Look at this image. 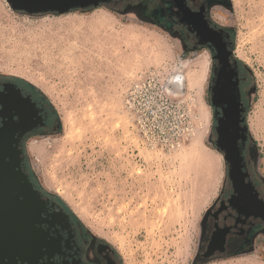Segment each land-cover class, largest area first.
Here are the masks:
<instances>
[{
  "label": "rangeland",
  "instance_id": "1",
  "mask_svg": "<svg viewBox=\"0 0 264 264\" xmlns=\"http://www.w3.org/2000/svg\"><path fill=\"white\" fill-rule=\"evenodd\" d=\"M228 1L220 15L256 89L249 118L264 178V0ZM141 18L104 6L29 15L0 0V72L37 86L58 115L54 132L26 143L44 190L124 264H195L201 221L227 180L212 58ZM262 245L206 264H264Z\"/></svg>",
  "mask_w": 264,
  "mask_h": 264
},
{
  "label": "flooded vegetation",
  "instance_id": "2",
  "mask_svg": "<svg viewBox=\"0 0 264 264\" xmlns=\"http://www.w3.org/2000/svg\"><path fill=\"white\" fill-rule=\"evenodd\" d=\"M102 6L150 18L177 34L186 48L209 51L214 142L228 157L227 180L201 221L195 264L260 250L264 243V178L249 118L256 89L249 68L235 54V29L220 15L221 10L230 8L229 1L100 0L97 6L75 10ZM226 120L231 122L234 151L219 144L221 124ZM58 121L37 86L0 72V139L12 140L21 150L20 169L29 175L38 195L29 209L21 204L22 198L0 196V264H124L117 246L89 228L35 177L26 143L54 132ZM4 193L0 187V195Z\"/></svg>",
  "mask_w": 264,
  "mask_h": 264
},
{
  "label": "water",
  "instance_id": "3",
  "mask_svg": "<svg viewBox=\"0 0 264 264\" xmlns=\"http://www.w3.org/2000/svg\"><path fill=\"white\" fill-rule=\"evenodd\" d=\"M10 6L23 13L45 14V13H67L75 9H86L90 6H97L100 0H7ZM146 22H151L147 18H141ZM230 123L224 121L221 124L219 144L227 150H235V140L229 135ZM21 150L13 146L12 140L0 139V187L6 193L1 197L21 199V204L29 209L35 203L38 195L34 190L33 184L28 174L22 172L20 156ZM225 159L228 157L225 156ZM18 168V169H17ZM38 200V199H37Z\"/></svg>",
  "mask_w": 264,
  "mask_h": 264
},
{
  "label": "bare ground",
  "instance_id": "4",
  "mask_svg": "<svg viewBox=\"0 0 264 264\" xmlns=\"http://www.w3.org/2000/svg\"><path fill=\"white\" fill-rule=\"evenodd\" d=\"M31 147H32L31 149H35V148L38 147V149H39L40 151H42V150L45 149V145H43V144H41V145H37L36 143H33ZM38 149H37V150H38Z\"/></svg>",
  "mask_w": 264,
  "mask_h": 264
},
{
  "label": "trees",
  "instance_id": "5",
  "mask_svg": "<svg viewBox=\"0 0 264 264\" xmlns=\"http://www.w3.org/2000/svg\"><path fill=\"white\" fill-rule=\"evenodd\" d=\"M45 95V94H44ZM54 196V195H53ZM58 200L62 201V199L59 196H55ZM63 202V201H62Z\"/></svg>",
  "mask_w": 264,
  "mask_h": 264
}]
</instances>
